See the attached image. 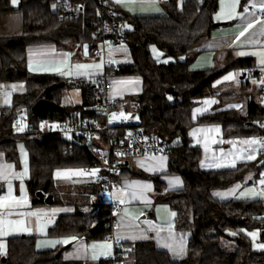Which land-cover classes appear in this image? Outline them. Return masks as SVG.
Here are the masks:
<instances>
[{
  "label": "trees",
  "instance_id": "trees-1",
  "mask_svg": "<svg viewBox=\"0 0 264 264\" xmlns=\"http://www.w3.org/2000/svg\"><path fill=\"white\" fill-rule=\"evenodd\" d=\"M248 1L242 0V7ZM53 2L18 0L14 4L12 0H0V16L15 10L23 14L20 35L0 36V81L26 84L24 92L14 95L11 106L0 108V152L19 166L18 142L25 143L30 157L27 187L33 205L62 204L55 185V170L90 166L95 158L82 141H66L56 135L38 138L34 131L12 134L16 119L27 114L29 122L36 124L39 118L60 121L78 117L102 121L104 118L95 108L103 100L100 91L103 76L65 81L58 76L28 71L26 51L31 44L54 43L66 48L96 41L93 20L99 11L97 0H84L80 16L64 22L58 19ZM219 7L220 0H183L181 7L177 6V0H170L165 14L147 16H131L114 7L123 22L121 35L131 50L133 62L117 68L107 66L105 74H138L143 78V90L136 97L138 121L131 124L142 128L147 135L169 141L168 172L181 176L184 183L181 188L164 192L159 200L174 209L178 228L191 231L188 254L182 260L171 259L153 241H139L128 248L122 244L118 260L123 264H264V250H256L249 236L254 229L264 230V198L219 200L212 195L215 189L244 181L249 173H264V148L260 147L256 160L240 163L235 168L203 170L201 149L192 145L189 137V130L195 124L212 123L221 124L226 137L264 136V125H260V121H264V106L252 99L244 109L216 108L196 121L192 119L196 100L219 95L214 81L229 68H251L253 75H259L250 59L238 60L221 71L190 68L192 58L189 54L210 37ZM152 45L174 60L158 62L152 56ZM61 81L66 82L63 87L51 86ZM246 84L249 85L248 81ZM64 87H79L82 103L65 106L64 112L45 110L40 116L33 114L32 108L40 99L62 105ZM168 87H174L176 94L167 93ZM220 97L221 100L232 99L234 94H220ZM115 128L121 133L126 130V127ZM153 179L158 191H163L165 186L160 177ZM99 190V185H84L81 192L84 201L75 204L73 212L59 215L49 235L75 238L73 241L110 238V208L106 202H96ZM39 192L44 194L39 196ZM50 194L53 203L45 201ZM92 227H95L93 232L90 231ZM222 239L232 241L234 249H223ZM61 248L40 250L36 247L35 236H12L8 238L7 251L0 264H114L111 257L95 263L67 260L64 252L57 256Z\"/></svg>",
  "mask_w": 264,
  "mask_h": 264
},
{
  "label": "crops",
  "instance_id": "crops-1",
  "mask_svg": "<svg viewBox=\"0 0 264 264\" xmlns=\"http://www.w3.org/2000/svg\"><path fill=\"white\" fill-rule=\"evenodd\" d=\"M76 1L82 4L84 2V0ZM169 1L155 0V3H152L151 0H134V2L121 0L118 3L117 0H110L112 6L119 12L131 16L165 14ZM241 1L236 3V0H225L223 3V0H220V7L214 18L216 22H224V24L215 27L210 37L191 51L189 54L192 58L191 69L213 68L221 71L242 59H250L253 67L255 66L259 55L264 52V18L257 14L260 10L259 4L264 0H249L243 7ZM182 3L183 0H177L178 7H181ZM252 3H255L257 7L252 8L250 6ZM54 6L55 2L52 4L53 8ZM246 7L247 12L244 11ZM18 12L6 15L3 19L1 17L4 13L0 16V23L1 20L4 21V27L0 24V27L4 28L3 30L1 28L0 36H17L23 32V14ZM249 23H253V27L248 29L243 36H239V33L244 31ZM124 45L110 43L103 56L94 58L92 50L100 46L98 41L74 44L66 48L58 47L54 43L31 44L26 51L27 68L31 74L58 76L64 78L65 81L92 80L104 77L107 66L117 68L133 62L130 48L126 43ZM76 65H90V67L77 69ZM255 67L254 69L258 70L257 66ZM225 73L233 74L234 79L226 81L233 83L235 78L245 79L249 72L247 69L233 67ZM244 74L245 77H243ZM248 84L250 86L249 81ZM214 86H217L215 81ZM245 86L242 80L238 86L241 92H224L216 96L197 99L191 112L192 119L196 121L199 116L216 108L218 110L244 109L248 102V93L243 92ZM25 88L24 82L0 81V108L11 106L14 95L24 92ZM142 90L143 78L138 74L113 75L110 79L108 77L107 96L109 99L118 100V104L110 110L108 116L112 124L124 119L121 113L120 115L118 113L117 118L112 119L113 111L120 109L119 107L126 101H133L132 97L139 95ZM220 94H234V98L221 100ZM129 123H135V121ZM189 137L191 144L201 149L200 167L203 170L232 169L240 163L254 161L261 147V143H244V141L251 140L260 141V136L226 137L223 126L218 123L195 124L189 130ZM18 150L19 166L7 160L4 153L0 152V241L7 242L8 247V238L24 233L23 235L36 237V247L40 250L56 249L72 242V246L64 251V258L67 260L95 263L102 258L111 257L115 246L107 239L78 238L73 241L74 239L70 237L49 235V230L59 215L73 212L75 204L84 201L81 192L84 185L90 184L89 175L84 173L85 176L80 178H54L55 185L63 199L62 204L55 205L60 208L49 211L48 208L53 204L33 205L32 201L20 202L16 199V184L18 185L16 179L25 177L26 182L29 179L30 157L24 142H18ZM250 155L254 158L249 159ZM233 162H235V167L231 166ZM126 167L119 178V185L111 191L114 201L123 205L122 211L115 218L112 232L114 239L121 241L127 248L135 242L153 241L156 247L168 253L171 259H184L188 254L191 231L178 228L174 209L168 203L159 200L167 190L181 188L184 183L182 177L169 174V157L163 154L131 157ZM249 175L250 173L247 176ZM155 176H159L164 183L165 188L161 192L156 187L153 179ZM176 178H179L181 182L179 185L170 183ZM149 185L150 187H146ZM20 190H23L21 186ZM243 191L247 193L242 183L237 182L227 188L213 190L212 195L219 200H230L237 199V195ZM216 193L227 195L219 196ZM173 213H175L174 216ZM18 219L23 223L16 226ZM164 244L171 245L176 251L164 247ZM93 246L96 247L93 248ZM93 255L96 259L92 258Z\"/></svg>",
  "mask_w": 264,
  "mask_h": 264
},
{
  "label": "built area",
  "instance_id": "built-area-1",
  "mask_svg": "<svg viewBox=\"0 0 264 264\" xmlns=\"http://www.w3.org/2000/svg\"><path fill=\"white\" fill-rule=\"evenodd\" d=\"M97 1L99 11L93 20V35L100 46L92 50L94 58L103 56L110 43L113 45L123 43L121 35L123 22L118 11L111 5L110 0ZM54 2L58 19L63 22L78 18L82 12L81 3L74 0H54ZM257 14L264 18V12L261 10L257 11ZM247 72L253 74V69L248 68ZM108 77L106 74L104 75L100 87L103 100L95 105L96 110L104 114V120L78 117L60 121L39 118L36 124H31L27 114H23L14 122L12 134L34 131L38 138L44 135H56L66 141H82L83 144H86L95 159L92 165L83 167L82 170L89 175L90 183L100 186L96 202L108 203L111 216L110 227L113 232L115 218L122 211L123 205L114 201L111 191L119 185V178L128 160L131 157L142 155L163 154L168 156L171 145L167 139L147 135L142 128L126 122L124 119H120L115 124L109 121L110 110L118 104V100L109 99L107 96ZM261 91L264 94V83L261 85ZM260 125H264V121H260ZM116 126L126 127L125 132L117 131ZM260 142L261 147L264 148V136H260ZM261 189L264 190V184L261 185ZM107 240L113 242L115 246L111 255L114 264H123L118 260L122 242L116 241L113 235ZM262 241L264 243L263 234Z\"/></svg>",
  "mask_w": 264,
  "mask_h": 264
},
{
  "label": "rangeland",
  "instance_id": "rangeland-1",
  "mask_svg": "<svg viewBox=\"0 0 264 264\" xmlns=\"http://www.w3.org/2000/svg\"><path fill=\"white\" fill-rule=\"evenodd\" d=\"M17 1L18 0H16V3H17ZM224 1L225 0H223V3H224ZM14 12H17V11L15 10V11H10V12L4 13L3 16L1 17V19L5 18L6 15H13ZM3 22L4 21L1 20L0 24H1V26L4 27ZM1 28L2 27H0V31H1ZM3 29L4 28H2V30ZM12 36H15V35H12ZM122 44H123V46H125L124 43H122ZM151 51H152V56L158 62H169V61L174 60V58L172 56H165L164 53L159 48H157V46H155V45H152ZM262 60H264V52L259 55L257 63H255V66H257V68L259 70V75H253V74L248 73V76L245 79H239V78L236 79L235 78L233 83H231V82H226L228 80H226L225 77L233 75V74L224 72L222 75H220L215 80V84L217 85L216 86V92L217 93L241 92V89L238 88L241 81L243 80L245 83H246V81H249L250 86L246 84L243 92L248 93V100L253 99L254 101L259 103L260 105L264 106V94L261 91V85L264 83V63L261 62ZM111 77H113V75H109V79ZM98 92H99V86L97 89V95H98ZM137 96L136 95L133 96L132 97L133 101H126L124 105L119 107L120 109H116L115 111H113V114H115V117L113 116L112 119L117 118L118 113H119V115H120V113H123L122 117L124 119L128 120L129 122L138 121L137 100H136ZM246 97H247V95H246ZM130 99H131V97H130ZM61 103L63 106H70V107L81 104L82 103L81 89L79 87H64L63 88V98H62ZM135 107H136V109H135ZM132 115H133V117H132ZM58 173L60 175H58ZM84 176H85V174L82 171V169H80V168H63V169L56 170L54 173V178H56V179L57 178H64V177L80 178V177H84ZM249 179H251V180H249ZM25 180H26L25 177H23V178L19 177L18 179H16V183H18V185L16 184V199H18V201H20V202H31V196H30V193L28 192L29 190L27 187V182ZM262 180H264V173H261L260 175H256L255 173H250V175L247 176L246 179L241 182L242 185L244 186V190H246L248 194L243 191L239 195H237L236 198L237 199L238 198L239 199L264 198V190L261 189V185H262L261 181ZM20 186L23 190H20ZM27 193H28V196H27ZM56 208H60V207L52 205L50 208H48V210L52 211L51 209H56ZM21 223H23V221H21L19 219L16 220V226L20 225ZM23 234H21V235H23ZM252 234H255V235L253 236ZM249 236H250L252 245L256 250H264V247H262V245H264V243L262 241V230L261 229H254V230L250 231ZM6 244H7V242L0 241V261H1L2 257L6 254V251H7ZM65 245H63V246H65ZM221 247L223 249L230 250V249H234L235 244L228 239H222L221 240Z\"/></svg>",
  "mask_w": 264,
  "mask_h": 264
},
{
  "label": "water",
  "instance_id": "water-1",
  "mask_svg": "<svg viewBox=\"0 0 264 264\" xmlns=\"http://www.w3.org/2000/svg\"><path fill=\"white\" fill-rule=\"evenodd\" d=\"M222 24H224V22H215L213 24V26L215 28V27L220 26ZM243 77H245V74L243 75ZM65 84H66L65 81H61V82H58V83H54L51 86L53 88H56V87L58 88V87H63ZM167 93L175 95L176 91L174 90V87H168L167 88ZM45 110H54V111L64 112L66 110V107L61 105V104H58V103H56L54 101L48 100V99H40L39 101H37L35 103V105L32 108V112L36 116H40L42 114V112L45 111ZM43 194H44L43 192H39L38 193L39 196H41ZM53 200H54V198H53V195H51V194L47 195V197L45 198V201L49 202V203H53ZM94 230H95V227H92L90 229L91 232H93ZM262 234L264 235V230L262 231ZM71 245H72V242H70L67 245L63 246L58 251L57 256L61 255Z\"/></svg>",
  "mask_w": 264,
  "mask_h": 264
},
{
  "label": "snow or ice",
  "instance_id": "snow-or-ice-1",
  "mask_svg": "<svg viewBox=\"0 0 264 264\" xmlns=\"http://www.w3.org/2000/svg\"><path fill=\"white\" fill-rule=\"evenodd\" d=\"M12 2L15 4V3H16V0H12ZM117 2L120 3L121 0H117ZM132 2H134V0H132ZM151 2H152V3H155V0H151ZM238 2H239V0H236V3H238ZM250 6H251L252 8L257 7V5H256L255 3H252ZM259 8H260V10H261L262 12H264V2H261V3L259 4ZM157 10H158V9H157ZM244 11L247 12V11H248V8L246 7V8L244 9ZM257 22H260V21H257ZM252 27H253V23H249L248 26L244 29V31H242V32L239 33V36H243V35L245 34V32H247L248 29H250V28H252ZM237 39H239V37H237ZM241 55H243V53H241ZM261 62L264 63V60H262ZM75 67H76L77 69H81V68H87V67H90V65H76ZM97 67H99V66H97ZM80 74H83V73H80ZM225 79H226V80H228V79H234V76L230 75V76L225 77ZM13 87H15V86H13ZM6 102H7V101H6ZM233 107H235V106H233ZM197 111H199V109H197ZM122 115H123V113H121V116H122ZM113 116H115V114H113ZM110 122H111V121H110ZM19 130L22 131L23 129H19ZM217 131H218V129H217ZM244 143H245V144H257V143H261V142H260V141H257V140H251V141H244ZM248 158H249V159H252V158H254V157L250 155ZM231 166H232V167H235V162H233ZM93 174H94V173H93ZM58 175H60V174L58 173ZM170 183H172V184H174V185H179L181 182H180L179 178H176V179H174L173 181H170ZM261 184H264V180L261 181ZM146 187H150V185H149V186H146ZM216 195L224 196V195H227V194H226V193H216ZM121 202H123V201H121ZM53 211H58V210H53ZM69 211H70V210H69ZM172 215L174 216L175 213H173ZM252 235L254 236L255 234H252ZM72 239H75V238H72ZM64 242L67 243L68 241H64ZM163 246L169 248L170 250H172V251H174V252L176 251L175 249H172V246L169 245V244H164ZM95 247H96V246H93V248H95ZM262 247H264V245H262ZM180 251H181V252L183 251V248H182V247L180 248ZM92 258H93V259H96V256L93 255Z\"/></svg>",
  "mask_w": 264,
  "mask_h": 264
}]
</instances>
